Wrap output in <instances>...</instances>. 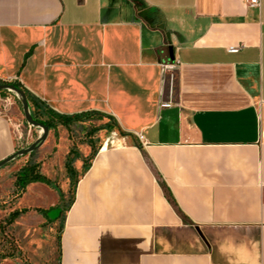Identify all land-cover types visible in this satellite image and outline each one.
Wrapping results in <instances>:
<instances>
[{
  "label": "crops",
  "instance_id": "0c3cea01",
  "mask_svg": "<svg viewBox=\"0 0 264 264\" xmlns=\"http://www.w3.org/2000/svg\"><path fill=\"white\" fill-rule=\"evenodd\" d=\"M15 81L122 132L77 183L59 264H264V0H0ZM17 150L0 113V162ZM20 199L59 203L40 182Z\"/></svg>",
  "mask_w": 264,
  "mask_h": 264
},
{
  "label": "rangeland",
  "instance_id": "374dc122",
  "mask_svg": "<svg viewBox=\"0 0 264 264\" xmlns=\"http://www.w3.org/2000/svg\"><path fill=\"white\" fill-rule=\"evenodd\" d=\"M34 110L45 120L51 109L38 104ZM0 113L13 120L18 150L29 147L44 133L42 127L26 121L22 102L15 92L0 93ZM121 134L113 121L106 117L81 114L67 125L57 124L50 129L43 150L39 148L31 154L19 156L0 168V264H59L63 216L71 205L77 183L98 149L116 144L115 137ZM43 159L52 172L48 177L52 185L40 183L57 193L59 203L49 208H21L20 198L27 187L25 191L18 188L16 175L25 165ZM40 171L43 174L41 164ZM21 209L26 211L10 221L11 213Z\"/></svg>",
  "mask_w": 264,
  "mask_h": 264
},
{
  "label": "trees",
  "instance_id": "16d2710c",
  "mask_svg": "<svg viewBox=\"0 0 264 264\" xmlns=\"http://www.w3.org/2000/svg\"><path fill=\"white\" fill-rule=\"evenodd\" d=\"M11 83L14 84L16 87L24 90L23 86L19 82L15 81ZM6 91L7 90H2L0 91V93H5ZM26 94L28 96L27 92ZM28 100L29 103L31 105L33 104L34 107L38 105V103L32 102L30 97H28ZM31 113L35 120L42 123L44 126H47L49 130L54 128L57 124L67 125L70 122L75 121L79 116V115H74V116L61 115L51 109L48 118L43 120L32 107H31ZM33 182H44L48 185H52V181L47 176L41 173L40 163L27 164L24 167H22L16 175V185L18 186V188L21 189V191H25L26 187ZM25 211L26 209L13 211L11 213L10 221H13L16 217H18L22 212Z\"/></svg>",
  "mask_w": 264,
  "mask_h": 264
},
{
  "label": "water",
  "instance_id": "95a60500",
  "mask_svg": "<svg viewBox=\"0 0 264 264\" xmlns=\"http://www.w3.org/2000/svg\"><path fill=\"white\" fill-rule=\"evenodd\" d=\"M2 90H8V91H12V92L16 93V95L18 96V98L22 102L23 111H24L26 121L32 126L42 127L44 129V133L29 147L19 149L14 154H12L8 158L1 161L0 162V168L5 166L6 164L11 162L12 160L16 159L18 156L27 155V154H30V153L36 151L37 149H39L43 145V143L45 142V140L47 139L48 134H49V128L47 126H44L42 123H40L34 119L32 113H31V108H30L28 96L23 89L16 87L12 83L0 82V91H2Z\"/></svg>",
  "mask_w": 264,
  "mask_h": 264
},
{
  "label": "built area",
  "instance_id": "2783aa9c",
  "mask_svg": "<svg viewBox=\"0 0 264 264\" xmlns=\"http://www.w3.org/2000/svg\"><path fill=\"white\" fill-rule=\"evenodd\" d=\"M247 3L251 6H260L261 0H247ZM239 49V47L232 46L229 48L230 51L235 52Z\"/></svg>",
  "mask_w": 264,
  "mask_h": 264
}]
</instances>
